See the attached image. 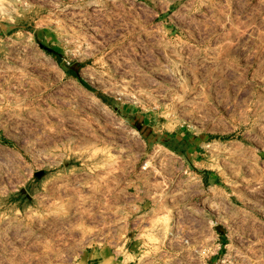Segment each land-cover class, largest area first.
I'll return each instance as SVG.
<instances>
[{"label": "rangeland", "instance_id": "rangeland-1", "mask_svg": "<svg viewBox=\"0 0 264 264\" xmlns=\"http://www.w3.org/2000/svg\"><path fill=\"white\" fill-rule=\"evenodd\" d=\"M0 264H264V0H0Z\"/></svg>", "mask_w": 264, "mask_h": 264}]
</instances>
